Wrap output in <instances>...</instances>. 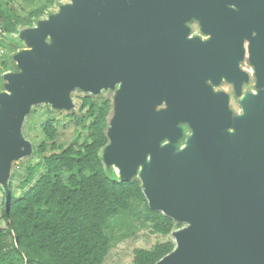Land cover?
Returning <instances> with one entry per match:
<instances>
[{
    "label": "water",
    "instance_id": "1",
    "mask_svg": "<svg viewBox=\"0 0 264 264\" xmlns=\"http://www.w3.org/2000/svg\"><path fill=\"white\" fill-rule=\"evenodd\" d=\"M195 18L208 43L188 37ZM254 29L250 55L264 71V0H71L30 32L32 49L14 54L21 71L0 91V184L8 208L12 159L22 157L20 127L32 104L70 108L68 90L92 93L118 83L104 159L130 179L138 174L149 208L188 226L155 264H264V85L241 98L243 113L210 109L205 53L232 39L229 54ZM51 37L54 45L45 42ZM219 38L220 41L218 40ZM220 43V44H219ZM224 96H222L223 98ZM166 104L155 111V105ZM179 121L191 132L176 146ZM233 124V131L220 130ZM168 138L170 141L160 144Z\"/></svg>",
    "mask_w": 264,
    "mask_h": 264
},
{
    "label": "trees",
    "instance_id": "2",
    "mask_svg": "<svg viewBox=\"0 0 264 264\" xmlns=\"http://www.w3.org/2000/svg\"><path fill=\"white\" fill-rule=\"evenodd\" d=\"M45 5L31 9L27 17L13 19L0 3V34L18 24L30 26ZM0 39V47H4ZM11 58H0L1 73L12 70ZM109 98H82L85 112L77 124L85 129L68 144L57 141L58 120L49 115L40 123L42 137L33 147L17 192L8 181L10 201L0 207V264H107L110 240L105 229L109 218L122 212L151 223L152 232L167 236L177 228L174 219L151 209L136 177L122 179L105 166L101 150L109 142L112 114ZM52 114V115H51ZM171 239L151 248H135L129 264H155L174 248Z\"/></svg>",
    "mask_w": 264,
    "mask_h": 264
},
{
    "label": "rangeland",
    "instance_id": "3",
    "mask_svg": "<svg viewBox=\"0 0 264 264\" xmlns=\"http://www.w3.org/2000/svg\"><path fill=\"white\" fill-rule=\"evenodd\" d=\"M70 2L71 0H0L1 6L5 8L4 12L9 14L13 19H15L16 17L26 18L28 12L31 9H35L40 5H45V9L38 20L32 22L30 26H22L18 24L15 30H11L9 32L3 31L0 34V39H3V42L5 43L4 47H0V58L3 54H6L11 58V62L14 65L12 70H7L1 73L3 84L6 83V80L3 77L6 72L21 71V69L16 64L14 54L19 51L29 50L33 48L34 42L30 32H32L34 27L38 25V22L47 20L51 16L58 15L60 13L61 7L63 5L69 4ZM187 24L191 25L194 28V30L191 32L192 34L198 30L196 26L197 24L193 21L189 20ZM45 42L49 45L55 44L51 37H46ZM246 66V64L242 63V67L246 68ZM118 88L119 84L116 83L101 89L98 93H92L80 87L73 86L68 90V97L71 101L70 108L53 107L49 101H42L32 104L28 113L24 116L20 127V134L23 139L21 148L26 150V153L20 158L12 159L10 163L8 181H11L14 190L17 192V186L19 181L23 178L24 169L27 162L34 160L32 150L42 137V133L40 131V123L49 115V109L59 121L57 141L62 144H68L74 136L79 135V138L81 139L86 132L85 129H81L80 124H77L78 119L85 112V109H80L82 98L85 95H89L93 99L105 97L109 98L112 104L110 114L113 115L115 107V95ZM2 90H4V85L1 91ZM252 90L254 89L252 88ZM161 106H163V104L157 105V107L159 108ZM242 113L243 111L239 112L237 115H241ZM179 124L182 126V136L172 143H174L178 147H182L186 145L187 137L190 134L191 130L187 127L186 123L179 122ZM228 129L231 131L234 130L233 128ZM169 141L170 140L168 138H164L160 141V144H164ZM105 148H103L100 153L103 156V163L106 167L110 166L113 171L119 176L117 165L109 164L105 161ZM148 157L149 152L145 154L144 159L141 162L135 165V173L132 177H138L141 167ZM3 197L5 201L4 189L0 184V207L2 205ZM174 221L177 223V228L174 230L184 228L189 224V222L187 221ZM0 225H3V221L1 219V211ZM174 230H172L167 236L154 233L152 232L150 222H145L140 218L135 217L132 213L128 212H122L119 215L111 217L108 219L105 229V233L110 240L109 251L105 258V263L129 264L132 262L133 250L135 248H151L156 242L163 241L167 238L171 239L175 245V239L172 234Z\"/></svg>",
    "mask_w": 264,
    "mask_h": 264
},
{
    "label": "flooded vegetation",
    "instance_id": "4",
    "mask_svg": "<svg viewBox=\"0 0 264 264\" xmlns=\"http://www.w3.org/2000/svg\"><path fill=\"white\" fill-rule=\"evenodd\" d=\"M191 21L196 23L197 31L191 33L194 28L191 25H188V37H197L201 42L208 43L211 40L212 33L204 32L201 30L198 21L195 18H191ZM195 27V26H194ZM255 35L254 29H251L248 34L243 33L240 39L241 47V56L238 57L234 54H229L230 57V67L233 70V75L231 77H226L224 72L221 70L222 67L226 66L224 60L226 58V53H230V47L232 44V39L230 38L229 44H226L227 39L222 38L223 43L220 45L221 49L218 50H209L205 53L204 56L207 57V75L203 78L204 84L208 87L209 93L212 96L208 97V102L210 109L215 112L218 109L225 113L229 112L231 122L234 117L237 116L239 112H242V105L240 103L241 98L247 93H257V91L264 85V71H263V83L259 85V79L255 73L254 62L251 59L250 55V43L252 37ZM221 38L218 40L220 41ZM220 44V43H219ZM264 54V48H263ZM242 63L246 64V68L242 67ZM252 88L254 90H252ZM222 96H224L222 98ZM163 104L160 108L157 105ZM159 104L155 105V111L165 109L166 104L162 101ZM240 109V110H238ZM187 124V127L191 130V127L187 121H179ZM177 122L181 128L182 136V126ZM228 128H233L234 126L231 123L229 126H222L220 130L231 131ZM177 138V139H178ZM176 139V140H177ZM175 140V141H176Z\"/></svg>",
    "mask_w": 264,
    "mask_h": 264
}]
</instances>
